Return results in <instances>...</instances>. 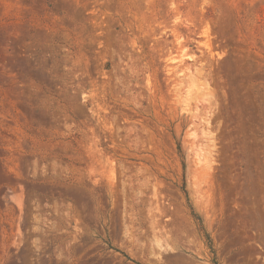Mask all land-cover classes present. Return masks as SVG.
<instances>
[{
	"label": "rangeland",
	"instance_id": "obj_1",
	"mask_svg": "<svg viewBox=\"0 0 264 264\" xmlns=\"http://www.w3.org/2000/svg\"><path fill=\"white\" fill-rule=\"evenodd\" d=\"M0 264H264V0H0Z\"/></svg>",
	"mask_w": 264,
	"mask_h": 264
}]
</instances>
